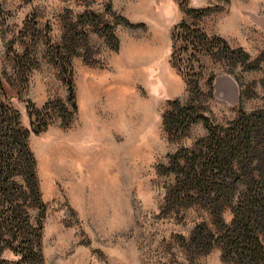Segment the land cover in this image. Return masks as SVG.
<instances>
[{"label":"rangeland","instance_id":"obj_1","mask_svg":"<svg viewBox=\"0 0 264 264\" xmlns=\"http://www.w3.org/2000/svg\"><path fill=\"white\" fill-rule=\"evenodd\" d=\"M181 5L0 0V78L7 104L28 130L31 111L59 115L46 129L43 116L35 119L41 133L28 140L46 205L42 264H222L219 248L203 257L185 249L204 214L164 208L170 181L158 174L159 166L206 135L202 123L180 140L164 131L167 105L188 100L184 75L172 64L174 33L184 23L195 26L256 59L264 51V0H187L188 9L210 10L203 16L189 15ZM190 56L180 55L183 70L188 60L199 74ZM198 59L201 91L210 94L204 99L207 116L217 125H228L240 109L264 107V63L260 71L241 73L229 63ZM231 218L226 211L224 221ZM18 260L9 251L0 256V264Z\"/></svg>","mask_w":264,"mask_h":264},{"label":"trees","instance_id":"obj_2","mask_svg":"<svg viewBox=\"0 0 264 264\" xmlns=\"http://www.w3.org/2000/svg\"><path fill=\"white\" fill-rule=\"evenodd\" d=\"M182 8L193 16L206 15L209 9ZM173 66L184 75L188 100L167 105L162 117L168 138H186L191 128L203 124L206 135L191 148L178 149L160 165L158 174L169 179L165 190L164 208L201 212L185 242V249L203 257L219 248L222 264H264V107L247 113L239 110L226 126L217 125L207 116L208 108L200 88L203 65L199 57H209L218 63H229L241 73L261 70L264 51L253 59L244 50L231 49L219 37H208L201 29L183 24L174 33ZM191 53L190 59L199 66L194 73L191 61L183 70L180 55ZM60 60L64 64V59ZM67 59V66H69ZM57 65V62H56ZM63 68L59 66V69ZM63 72H66L65 70ZM192 73V74H190ZM212 80L208 81L212 90ZM264 91V75L260 82ZM69 86V107L75 110L72 83ZM0 78V256L11 252L20 264H42L43 222L46 205L38 184L36 160L29 147L30 134L38 135L35 119L43 116L41 127L53 120V110L31 111L30 129L21 126L19 113L7 104ZM254 95V96H253ZM255 97L252 94L249 98ZM201 98L203 100L201 101ZM244 96L241 94V99ZM66 114L69 112L65 111ZM232 218L227 224L224 213Z\"/></svg>","mask_w":264,"mask_h":264}]
</instances>
